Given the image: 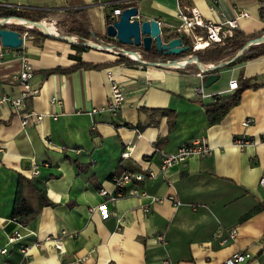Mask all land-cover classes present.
Listing matches in <instances>:
<instances>
[{"label": "crops", "instance_id": "0c3cea01", "mask_svg": "<svg viewBox=\"0 0 264 264\" xmlns=\"http://www.w3.org/2000/svg\"><path fill=\"white\" fill-rule=\"evenodd\" d=\"M113 1L0 0V6L54 18L57 30L48 25L58 34L64 32L57 22L67 12L81 10L97 42L103 43ZM128 1L137 7L141 20H157L165 34L179 24L180 7H194L204 19L216 23L233 18L235 8H246L250 18L240 20L238 31L255 34L257 40L264 38V19L260 18L264 0ZM212 1L214 11L209 8ZM254 6L257 10L250 13ZM114 41L111 44L125 48ZM78 46L87 47L60 36L32 33L25 53L34 69L31 83L40 90L27 108L45 116L41 123L22 128L8 107L0 109V248L16 231L29 248L26 255L13 248L0 254V264H220L240 250L252 255L244 264H264L260 241L264 191L258 184L264 175V55L213 72L218 78L204 87L207 97L202 98L194 92L200 78L193 61L188 62L194 67L186 69L142 64L127 56L116 61L119 56L110 51H80ZM135 48L141 55L142 48ZM70 56L98 67L44 76L46 70L77 64ZM182 59L176 64L188 63H181ZM20 70V61L6 54L0 63V94L20 93L14 81ZM107 70L126 94L116 117L90 113L107 101ZM231 79H236L238 87L261 85L245 88L222 121L209 125L200 103H209L216 94L232 93L226 91ZM52 97L60 104H50ZM245 120L253 122L244 126ZM237 138H247L249 144L240 149L233 144ZM193 139L203 140L211 153L191 156L160 173L161 157ZM35 168L38 173L34 175ZM147 168L158 175L139 183L145 195L111 202L100 195L102 188L112 191V176ZM22 176L31 178L48 202L26 225L12 219ZM25 193L30 197L31 188ZM167 196L181 204L174 206ZM231 228L237 231L235 239L221 244ZM215 232L218 237L212 236ZM158 236L163 237L162 243ZM58 242L60 249L55 247Z\"/></svg>", "mask_w": 264, "mask_h": 264}, {"label": "built area", "instance_id": "2783aa9c", "mask_svg": "<svg viewBox=\"0 0 264 264\" xmlns=\"http://www.w3.org/2000/svg\"><path fill=\"white\" fill-rule=\"evenodd\" d=\"M131 3L126 0H116L109 3L111 8L110 19L111 22L118 19L122 9L120 6L122 4ZM210 10L214 11V1L209 6ZM177 18L179 24L172 29V32L177 34L176 37L181 35L185 36V45H188L191 53H194L198 50L204 49L211 43H221L223 40L232 38L236 30L239 29L240 20L250 18V14L246 8H235V15L233 18L224 21L223 23H216L211 20L204 19L201 13L194 7H180L177 9ZM54 18L42 19L41 22L53 25L55 28L56 22L53 21ZM159 27L160 23L158 22ZM18 26L23 27V29L18 30L19 37L22 42L21 45L17 48H6L2 47L0 49V63L3 62V59L6 54H11L17 58L21 63L20 72L15 75L14 81L17 83L18 87L21 89L20 93L17 95L9 94H0V109L3 107H8L11 113V116L18 119L22 128H25L29 125H37L41 123L44 118V114H39L32 109L27 108V102L38 95L39 87L32 85L31 80L34 74V69L29 63L28 58L25 53V42L26 40L32 38V30L34 28H29L23 24H16L9 26V28H17ZM41 31V30H37ZM42 32V31H41ZM46 34L45 32H42ZM73 38L79 40L78 37L72 36ZM113 46H106L107 50H111L115 54L120 53L121 49L114 44ZM138 53V52H136ZM188 57V56H187ZM132 60L139 62L135 57H129ZM140 63V62H139ZM193 63H187L181 68H185L187 65ZM198 71L196 76L200 78V84L194 88V92L201 96L202 98L207 97L204 93L203 78L204 71L198 67L195 63ZM106 77L109 82V93L107 101L104 106L100 108L91 109V114H100L107 113L111 117H116L118 115L119 109L126 99V94L124 88L114 79L113 74L110 70L106 71ZM238 88V83L236 79H231L228 82V87L226 91H234ZM50 104H60L56 98H50ZM53 120H56L55 115H49ZM253 122L252 120H245L243 122L244 126H247L249 123ZM233 144L238 148H243L249 141L247 138H237L233 140ZM211 153L210 147L201 139H193L187 143L180 145L174 152L164 154L161 157V162L159 165V172L165 173V171L175 163L184 164L188 158L191 156H207ZM123 157L128 156V153H123ZM37 168L32 170V174H37ZM158 174L150 169H145L144 172H131L123 171L117 175L112 176L111 184L112 191H107L104 188L100 189L99 193L106 198L107 201H115L119 198L125 196H143L144 192L140 191L138 185L140 182L146 179H153ZM259 186L264 191V175L261 176L258 180ZM167 200L173 202L174 206H179L181 203L173 198V196H167ZM163 198H153V201L161 202ZM237 231L235 228H231L227 231L226 237L220 240L221 244H226L229 241H233L236 237ZM213 237H218V232L213 233ZM23 235L16 231L11 234L6 244L0 248V254L9 253L10 249H15L21 252L23 255H26L28 252V246L22 243ZM158 242H163V237H157ZM262 244H264V236L260 238ZM57 249H60L61 244L58 242L55 246ZM252 258L250 252L246 250H240L232 253L228 258L222 261L220 264H244Z\"/></svg>", "mask_w": 264, "mask_h": 264}, {"label": "trees", "instance_id": "16d2710c", "mask_svg": "<svg viewBox=\"0 0 264 264\" xmlns=\"http://www.w3.org/2000/svg\"><path fill=\"white\" fill-rule=\"evenodd\" d=\"M130 6H134V4L133 3L122 4L120 8L123 9ZM1 17H18L21 19L35 21V22H39L42 20V14L40 12L33 10L32 11L15 10L5 6H0V18ZM106 18H107V24L111 23L110 14H108ZM260 18L264 19V7H260ZM57 26L60 27L64 32V35L67 36L78 35L79 38L82 40L84 39L89 40L94 38L95 41H97L99 39L92 31L89 20L84 15V12L81 10L67 12L64 15V17L57 22ZM14 29L21 30L23 29V27L18 26L17 28ZM31 32L42 34L35 29L32 30ZM169 35L172 37L177 36V34H175L172 31L169 33ZM254 35L255 34L251 36H246L243 33L236 30L232 38L225 39L221 43H211L208 46H206L204 49L198 50L194 53H191L190 50H187L183 54H179V55H166L163 53H158L155 47H152L150 50L147 51L142 49L141 55L147 61H158V62L178 60L187 55H191L197 57L201 62L214 63L226 57L233 56L235 53L241 50L247 44V42L254 37ZM103 40L107 44H111L115 42L111 38H107V37H104ZM261 42L262 43L251 45L230 64L253 60L258 56L264 55V41ZM117 44L119 43L117 42ZM78 47L80 48V51H84L86 49L85 47L82 46H78ZM125 49L129 51H134L136 48L133 46H125ZM70 58L76 60L78 63L70 68L63 69L60 67H56L54 69L46 70L44 71V76L47 77L49 75L56 73H67L76 68L98 67V65H92L89 63L81 62L80 57L78 56H70ZM121 59H129V58H126V56H119L118 60L116 61H121ZM188 67H194V66L189 64L183 69H186ZM260 85L261 84H251L248 86L238 87L230 94H226V95L216 94L212 96V99L209 103H200L206 114L208 124L216 125L220 123L222 119L225 117V115L228 113V111L239 103L242 91L245 88L247 87L257 88ZM157 111H160L161 113H167L168 110H157ZM169 112L173 113V111H169ZM27 188L28 189L31 188L30 197H28L27 194L25 193V191L28 190ZM45 204H48V202H46L45 196L42 195L41 190L34 185L33 180L25 176L20 177L14 197V204L12 208V219L15 222L19 223L20 225H26L30 220L33 219L36 213H38L40 208Z\"/></svg>", "mask_w": 264, "mask_h": 264}, {"label": "water", "instance_id": "95a60500", "mask_svg": "<svg viewBox=\"0 0 264 264\" xmlns=\"http://www.w3.org/2000/svg\"><path fill=\"white\" fill-rule=\"evenodd\" d=\"M12 18L24 20L25 22H27L29 25L32 26L31 28H34L35 30H40L38 23H40L41 21L39 22L29 21V20L18 18V17H1V19L5 21L12 19ZM105 31H106L107 37L116 40L118 43L124 46L140 47L145 51L150 50L152 47H155L158 53H163L166 55H179L189 50L188 45H183L182 39L180 37H172L169 34L163 33L159 27L157 20L155 19H151V20L142 19L141 20L139 18V13H138L136 6H130V7L123 8L118 19L109 23L106 26ZM38 32L42 33L41 31H38ZM263 34H264V31H263ZM44 35L60 36L61 38L69 42H76L78 44H82L87 47H95L101 50L112 52L109 49L107 50L106 46H113V45L107 44L105 42L99 43L97 41L89 39L92 41V44H90L89 40H86V39L82 40L80 38L79 40H77L71 36H65L64 34H61V33L57 35L46 33ZM257 37L258 36H255L251 40H249L247 44L241 50L235 53L233 56L226 57L218 62L204 63V62H201L197 57L193 56L192 58L196 59V61H199L202 64H208L213 67L212 69L203 70L204 73L206 74L204 78L203 86L208 87L218 78V74L213 73V72H215L219 68H222L230 64L251 45L262 43V42H258ZM0 42H1L2 47L17 48L21 45L22 40L19 37V32L17 30L9 28V25L6 22H0ZM119 48L121 49L120 50L121 52L116 55L135 57L142 64L153 63L154 65H157V66H174L175 63L180 60L178 59V60H169L166 62H158V61L149 62L146 59H144L140 54L136 53L135 51H129L121 47ZM184 58H188V57L185 56L183 57V59Z\"/></svg>", "mask_w": 264, "mask_h": 264}, {"label": "bare ground", "instance_id": "6f19581e", "mask_svg": "<svg viewBox=\"0 0 264 264\" xmlns=\"http://www.w3.org/2000/svg\"><path fill=\"white\" fill-rule=\"evenodd\" d=\"M0 22H6L8 25H16V24H23V25H25V26H28L29 28H31L32 26L31 25H29L27 22H25L24 20H19V19H14V18H12V19H9V20H7V21H5V20H3V19H1L0 18ZM38 26H39V29L42 31V32H45V33H47V34H55V35H57L58 34V32L52 27V26H50V25H48V24H45V23H38ZM261 41H264V38L263 39H260V40H258V42H261ZM188 61H193V62H196L197 63V65H198V67L200 68V69H202V70H206V69H212L213 67H210V68H203V66H202V64H200L198 61H196V59H194V58H188V59H182V61H181V63H185V62H188ZM176 63H179V62H176ZM175 63V65L174 66H178V67H181V66H183V65H185V64H183V65H177ZM187 64V63H186Z\"/></svg>", "mask_w": 264, "mask_h": 264}, {"label": "rangeland", "instance_id": "374dc122", "mask_svg": "<svg viewBox=\"0 0 264 264\" xmlns=\"http://www.w3.org/2000/svg\"><path fill=\"white\" fill-rule=\"evenodd\" d=\"M250 1V0H249ZM254 1H258V0H254ZM253 10H257V7L256 6H254V8H251L249 11H250V13H252V12H254ZM181 38L185 41V36H183V35H181ZM86 51H90V50H92V51H96V50H100L99 48H95V47H86V49H85ZM100 51H102V50H100ZM103 52V51H102ZM183 54V53H182Z\"/></svg>", "mask_w": 264, "mask_h": 264}]
</instances>
